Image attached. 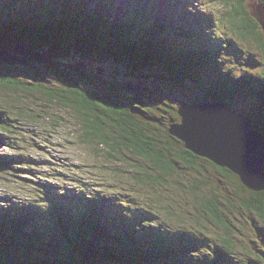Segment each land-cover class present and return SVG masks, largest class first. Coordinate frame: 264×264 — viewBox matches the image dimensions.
I'll use <instances>...</instances> for the list:
<instances>
[{"label":"trees","instance_id":"obj_1","mask_svg":"<svg viewBox=\"0 0 264 264\" xmlns=\"http://www.w3.org/2000/svg\"><path fill=\"white\" fill-rule=\"evenodd\" d=\"M210 1L224 6L217 24L225 25L241 41L253 42L261 49L264 47V32L250 16L247 0ZM250 1L257 6L264 5L262 0ZM17 2L23 3L22 0H7L0 5V47L11 50L13 46L24 43L27 48L47 52L56 66H60L57 71L53 66L35 64L59 77L63 88L49 93L60 106L68 107L78 115L83 143L105 150L108 160H118L124 153L148 160L150 167L158 172L156 180L160 183L159 178L173 176L181 163L195 170L200 163L208 162L187 151L182 143L166 132L161 137L153 135L140 100L133 97L124 100L115 88L106 92L85 88V83H91L93 79L76 71L74 66L63 69L62 64L65 63L62 62L73 54L95 61L112 60L117 64L126 63L131 75L145 71L164 73V80L171 87H183L187 82L199 86L203 85L200 68L203 65L215 67L218 50L206 43L203 48L194 50L189 46L170 45L162 39L167 26L159 25L161 21L154 22V26L146 30L136 29L131 22H109L107 16L89 14L87 9L71 12L68 4L52 10L45 7V10L44 6L38 7L32 1V5L25 7H29L28 13L33 18L25 15L27 18L24 20L19 18V12L29 9L21 7V10ZM13 11L16 16L11 14ZM34 14L39 16L34 17ZM200 24L205 25L202 30L211 34L212 19L202 18ZM185 38L192 40L193 35H185ZM218 41L224 49H229L233 43L225 39ZM262 77L263 83L260 80L253 87L252 82H257V79L248 75L237 79L218 76L204 86L202 98L192 101L222 100L229 106L242 87L253 91L264 106V74ZM3 87L21 89L17 81L3 78L0 73V88ZM258 119L252 121L253 128L264 134V117ZM0 129H3L1 121ZM176 145L177 150L174 149ZM96 148L93 151H98ZM12 163V160L0 156V167L7 169ZM212 168L222 178L238 181L228 170ZM149 180L143 174L137 181L144 186ZM103 188L85 185L68 196L60 190H52L50 194L15 204H7L9 198L0 197V203L6 206L0 209V264H158L156 259L171 262L179 256L183 257L182 260L174 264L205 262L201 257L191 256L194 238L183 229L170 230L153 218L148 223L133 226L126 220L117 221L112 214L117 215L109 213L106 207L108 201L120 197L112 193L111 198H107L103 192L97 191H104ZM201 188L200 182H195L194 190ZM213 191L222 192L220 186L213 187ZM213 191L200 196V213L197 212V216H205L211 224L224 230L218 237L221 246L216 258L223 264H249L233 261L237 245L228 233L233 230L232 219L236 216H229V204L223 194ZM240 192L248 193V197L238 200L234 209L238 208L260 223L261 226L256 225L257 233L264 237V192L251 193L239 184L236 194ZM41 202L46 206H40ZM141 202L130 203L139 206ZM152 216L159 218L153 211Z\"/></svg>","mask_w":264,"mask_h":264},{"label":"rangeland","instance_id":"obj_2","mask_svg":"<svg viewBox=\"0 0 264 264\" xmlns=\"http://www.w3.org/2000/svg\"><path fill=\"white\" fill-rule=\"evenodd\" d=\"M5 0H0L1 3ZM26 2V0H23ZM30 1V0H29ZM38 6L49 10L58 9L61 3L68 4L70 11L79 8L87 9L89 14L98 17L107 16L109 22L121 19L131 22L136 29H147L165 24L167 30L162 39L170 45L192 50L203 48V44L213 46L219 51L217 65H203V85L196 86L187 82L183 87H171L164 80V73L145 71L131 75L126 63L117 64L112 60L95 61V59L79 58L78 55L68 56L62 64L63 69L74 66L93 79L86 82L85 88L106 92L115 88L124 100L130 97L142 102L141 106L150 121L153 135L160 137L168 133L166 130L172 123H179L176 110L180 102L193 103L195 98H202L204 86L218 76L232 79L248 75L257 79L253 87L263 83L264 47L258 48L250 41H241L223 24H217L223 14L224 6L220 2L210 0H33ZM148 2V3H147ZM18 7L26 9L23 3ZM31 4V3H30ZM32 5V4H31ZM46 7V8H45ZM22 10V9H21ZM161 11V12H160ZM28 10L19 12V18L26 20L32 17ZM41 13V11L39 10ZM158 12V13H157ZM161 13V14H160ZM16 16V12H12ZM34 14V17H38ZM157 16V17H156ZM202 18L212 19L214 26L208 34L200 24ZM123 24V23H118ZM193 35L192 40L185 35ZM220 39L233 41L229 49L220 45ZM230 41V42H231ZM36 62L28 65L0 64L3 78L17 81L21 89L0 88V156L13 161L10 168L0 167V197H7V204L21 203L25 199L37 198L52 193V190L70 195L81 186L89 188L104 187L100 194L111 198L112 193L120 198L107 203V210L117 221L126 220L130 226L137 223H148L156 219L159 224L168 226L170 230H184L191 233L194 240L191 255L203 258L201 264H223L218 260L220 242L218 237L224 233L222 228L211 224L204 216H197L200 196L220 186L225 201L229 204V216L235 215L233 230L228 234L235 245L234 262L264 264V237L257 233L256 220L243 211L234 209L237 201L248 197V193L236 194L240 182H234L218 175L210 161L200 163L198 168L189 169L181 163L180 168L171 177L159 178L158 172L150 167L149 161L124 153L118 160H108L105 150L83 143L80 137V120L70 108L60 106L53 98L50 90H61L63 84L53 72L36 66ZM11 65V66H6ZM40 65V64H39ZM130 84L134 93L124 92ZM252 87V89H253ZM258 89V88H255ZM260 89V88H259ZM205 92V91H204ZM202 101V100H200ZM230 106V107H229ZM229 108L242 112L252 121L264 117L262 101L247 88H240L229 104ZM258 119V120H259ZM166 132V133H165ZM11 146V147H10ZM96 148L98 151H93ZM178 145L175 146L177 150ZM97 152V153H96ZM19 161V162H18ZM149 177V183H138L142 175ZM58 176L60 179H51ZM195 182L202 188L194 190ZM239 183V184H238ZM85 184V185H84ZM241 185V184H240ZM141 202L139 206L130 202ZM0 203V209L6 207ZM46 206L45 202L39 203ZM152 211L157 213L152 216ZM181 215V216H180ZM153 218V219H152ZM261 226V225H260ZM264 229V225L262 224ZM176 257L156 259L158 264H174L182 260ZM216 261V263H215Z\"/></svg>","mask_w":264,"mask_h":264},{"label":"water","instance_id":"obj_3","mask_svg":"<svg viewBox=\"0 0 264 264\" xmlns=\"http://www.w3.org/2000/svg\"><path fill=\"white\" fill-rule=\"evenodd\" d=\"M246 7L264 32V6L257 7L254 2L247 0ZM20 44V50L0 48V63L22 65V55L28 61L49 64L46 59L24 49V43ZM123 90L131 94L134 92L130 84ZM176 113L179 123L169 125V136L182 143L195 156L235 174L247 191L264 192V134L253 128L249 116L231 110L222 100L194 103L182 101ZM227 148L229 154L222 153ZM247 171L249 176L245 173Z\"/></svg>","mask_w":264,"mask_h":264},{"label":"bare ground","instance_id":"obj_4","mask_svg":"<svg viewBox=\"0 0 264 264\" xmlns=\"http://www.w3.org/2000/svg\"><path fill=\"white\" fill-rule=\"evenodd\" d=\"M148 3V2H147ZM161 12V11H160ZM158 13V12H157ZM161 14V13H160ZM157 17V16H156ZM19 45H21V44H18V45H16V46H13L12 47V49H15V50H18L19 48H18V46ZM23 47H24V49H26V50H30V51H32L33 53H35L37 56H40L42 59H46V61L49 63V64H43V63H41V62H39V61H28V60H26V58L24 57V56H20L21 57V59L23 60V64L22 65H28V64H30L31 62H36V63H38V64H40V65H43V66H53V67H55V68H58V69H60V66H56V62L53 60V59H51L50 57H49V55H48V53L47 52H41V51H39V50H35V49H30V48H27L26 46H25V44H23L22 45ZM0 48H2L3 50H5V48H3V47H0ZM20 50V49H19ZM19 57V58H20ZM4 63V62H3ZM3 63H0V64H3ZM4 64H10V62H8V63H4ZM241 114H243V115H245V116H247L246 114H244V113H242V112H240ZM248 117V116H247ZM210 137H212V138H214V139H216L214 136H210ZM222 153H227V154H229V148H227V149H225V150H222ZM246 173V175L247 176H249V171H247V172H245Z\"/></svg>","mask_w":264,"mask_h":264},{"label":"clouds","instance_id":"obj_5","mask_svg":"<svg viewBox=\"0 0 264 264\" xmlns=\"http://www.w3.org/2000/svg\"><path fill=\"white\" fill-rule=\"evenodd\" d=\"M262 2H264V0H262Z\"/></svg>","mask_w":264,"mask_h":264}]
</instances>
